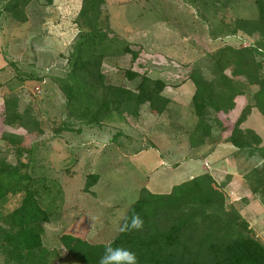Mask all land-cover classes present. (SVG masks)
<instances>
[{"label":"rangeland","instance_id":"obj_1","mask_svg":"<svg viewBox=\"0 0 264 264\" xmlns=\"http://www.w3.org/2000/svg\"><path fill=\"white\" fill-rule=\"evenodd\" d=\"M5 1L0 0V8ZM80 7L81 0H53L51 5L46 0H32L26 8V22L15 21L9 14L0 22V158L16 164L12 144L31 147L33 153L22 157L29 162L28 171L50 180L51 193H44L41 200L45 207L54 201L49 208L51 222L44 224L43 235L44 245L59 254H54L50 264H81L67 256L60 242L62 234L83 236L92 243L110 242L142 188L166 193L173 185L204 171L217 177L216 187L230 204H237L248 232L264 244V206L258 198L245 195L244 174L253 165L247 166L245 160L235 162L234 147L220 144L224 139L213 113L207 117L214 132L209 146L189 148V134L199 119L192 105L195 87L191 81L183 83L193 69L212 79L219 49L245 47L259 38L229 33L234 20L258 17L255 1L106 0L110 37L139 52L135 62L130 54L106 60L103 70L109 81L135 90L141 77L133 81L125 78L128 69L162 79L167 85L164 95L176 102L172 101V113L161 116H155L147 105L141 107L138 117L113 112L100 126L68 118L67 100L60 87V80L71 70L69 56L78 39L75 20ZM256 88L249 87L248 97L239 98L233 114L221 115L222 120L233 122L242 102L253 101ZM11 97L18 98V111L28 128L5 123L3 102ZM177 123L184 127L178 129ZM65 124L73 131L61 130ZM244 127L254 129L264 141V116L258 109ZM4 135L15 136L12 144ZM218 143L213 155L204 151ZM178 162L180 165L174 166ZM89 174H98L100 179L86 193ZM234 174H243L242 185L234 179L241 177ZM156 180L165 182L154 187ZM21 198L11 195L0 211L17 208ZM3 262L0 254V264Z\"/></svg>","mask_w":264,"mask_h":264},{"label":"trees","instance_id":"obj_2","mask_svg":"<svg viewBox=\"0 0 264 264\" xmlns=\"http://www.w3.org/2000/svg\"><path fill=\"white\" fill-rule=\"evenodd\" d=\"M31 1L6 0L0 8V22L5 14L15 21L26 22V8ZM254 1L258 17L234 20L229 33L241 32L248 38L255 35L259 38L245 47L219 49L214 56L212 79H207L200 69H193L187 79L195 87L192 105L199 119L189 139L193 147L211 140L213 126L207 117L213 113L224 142L234 146L241 156L259 161L244 174V180L250 194L264 206V144L256 131L242 128L253 108L264 116V0ZM46 3L51 5L53 0ZM105 4L106 0H81L75 20L78 39L69 56L71 70L60 80L68 118L100 126L113 112L138 117L145 104L152 113H163L171 103L163 93L167 86L164 80L128 69L125 78L133 81L141 77L136 89L130 90L107 78L103 70L106 60L130 54L135 62L139 52L110 37L112 29ZM251 86L257 87L252 103L241 107L233 122L222 120L221 115L233 114L238 99L247 96ZM18 107L17 97L4 100L5 123H19L26 128ZM60 129L73 131L67 124ZM14 137L4 135L11 144ZM12 145L17 163L0 158V206L11 195L22 198L17 208L7 213L0 211V254L4 257L1 264H50L54 254L59 255L43 242L44 224L51 222L49 208L54 205L52 200L45 207L41 201L44 193H51L52 188L47 184L50 180L28 171L29 162H24L22 157L33 153L31 147ZM99 179L100 175L89 174L84 191L91 192ZM236 205L228 202L224 192L216 187L212 174L206 172L175 185L168 193L142 188L125 215L129 219L134 213L141 216L144 227L140 231L118 232L106 243H92L86 237L64 233L60 242L67 256L81 264H98L104 246L109 243L133 251L137 264H264V244L248 232V224Z\"/></svg>","mask_w":264,"mask_h":264},{"label":"clouds","instance_id":"obj_3","mask_svg":"<svg viewBox=\"0 0 264 264\" xmlns=\"http://www.w3.org/2000/svg\"><path fill=\"white\" fill-rule=\"evenodd\" d=\"M144 227V221L139 214H133L131 218L125 217L124 223L119 227V232L140 231ZM98 264H137V256L130 249L121 246L113 247L112 244L104 246V252Z\"/></svg>","mask_w":264,"mask_h":264},{"label":"crops","instance_id":"obj_4","mask_svg":"<svg viewBox=\"0 0 264 264\" xmlns=\"http://www.w3.org/2000/svg\"><path fill=\"white\" fill-rule=\"evenodd\" d=\"M187 82H189V81H187ZM195 91V90H194ZM194 94V93H193ZM166 97H168L170 100H171V103L169 104V106H168V108L164 111V112H170L171 110V107H172V101L173 102H176V100L175 99H173L172 97H170V96H168V95H165ZM245 97H248V96H245ZM248 102H251L252 103V100H249V99H245L243 102H242V104H241V107H243L246 103H248ZM147 105V108L149 109V106H148V104H145V105H143V106H146ZM243 105V106H242ZM142 106V107H143ZM255 108H253L252 109V112H253V110H254ZM257 109V108H256ZM170 110V111H169ZM163 112V113H164ZM252 112H251V114H252ZM141 113H142V108H141ZM163 113H161L160 114V116L163 114ZM170 113H172V112H170ZM251 114L249 115V117L251 116ZM155 116H158L159 114H157V113H155L154 114ZM172 116V115H171ZM248 117V118H249ZM248 118H247V120H248ZM183 119V118H182ZM247 120L242 124V128L243 129H251V128H247V127H244V124L247 122ZM180 122H182L183 120H181V118H180V120H179ZM177 125V128L178 129H182L184 126V124H182V123H177L176 124ZM252 130H254V129H252ZM193 131V130H192ZM191 131V132H192ZM255 131V130H254ZM191 132H190V134H191ZM213 130H212V135H213ZM257 133V132H256ZM190 134H189V136H190ZM259 134V133H258ZM260 135V134H259ZM261 136V135H260ZM261 138H262V136H261ZM262 142H263V144H264V141H263V138H262ZM210 143V141H206V143L205 144H203V145H201V146H198V147H193V146H191L190 145V142L188 143V146H189V148H191V149H195V148H200V147H202V146H207L208 144ZM220 144H229V143H225V142H223V143H220ZM211 145V144H210ZM209 146V145H208ZM219 146V143L216 145V146H211V147H214V148H208V149H204V151L206 152L207 150H209V153H211L212 154V152L215 150V149H217V147ZM234 147V146H233ZM233 151H235V154L233 155V159H234V161L236 162H240V161H244L245 160V164L248 166V165H253V166H255L256 164H258L259 163V161L256 159V158H247V157H245L244 159L242 158V157H244V156H241L240 154H238L237 153V149L234 147V150ZM214 153V152H213ZM213 155V154H212ZM179 163V162H178ZM178 163H176V164H174V166H176V165H178ZM180 165V164H179ZM252 166V167H253ZM210 167V166H209ZM250 167V166H249ZM203 173H206V171H204V172H202L201 174H203ZM211 173V172H210ZM201 174H199V175H201ZM212 174V173H211ZM235 175V174H234ZM195 176H198V175H195ZM195 176H192L191 175V177L189 178V179H192L193 177H195ZM212 176L214 177V179L215 180H217V177L214 175V174H212ZM235 176H239V177H241L240 179L239 178H234V179H237V183L239 182H241L242 181V176H243V174H238V175H235ZM235 181V180H234ZM234 181H233V185L235 184L234 183ZM165 181H160V180H156L155 182H154V184H153V186L154 187H159L161 184H163ZM180 184V183H179ZM175 185H177V184H175ZM175 185H173L171 188H170V190L168 191V192H170L171 190H172V188L175 186ZM233 185H230V187L232 186L233 187ZM241 185H242V182H241ZM146 188H147V186H146ZM149 189V188H148ZM150 190V189H149ZM151 192H153V193H159V192H154V191H152V190H150ZM168 192H166V193H168ZM233 192V191H232ZM234 193V192H233ZM246 195V197H248L249 195H250V191L248 190L247 191V193L245 194ZM240 199V198H239ZM238 202L239 201H241V200H237ZM251 204H253V203H251ZM250 205V204H249ZM253 205H255V204H253ZM257 207V206H256Z\"/></svg>","mask_w":264,"mask_h":264},{"label":"built area","instance_id":"obj_5","mask_svg":"<svg viewBox=\"0 0 264 264\" xmlns=\"http://www.w3.org/2000/svg\"><path fill=\"white\" fill-rule=\"evenodd\" d=\"M206 166H207V167L209 166L208 163H206Z\"/></svg>","mask_w":264,"mask_h":264}]
</instances>
